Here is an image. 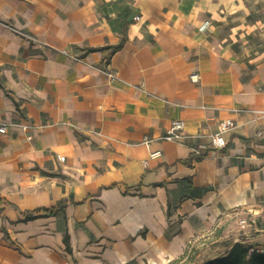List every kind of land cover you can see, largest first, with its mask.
<instances>
[{"label": "crops", "instance_id": "1", "mask_svg": "<svg viewBox=\"0 0 264 264\" xmlns=\"http://www.w3.org/2000/svg\"><path fill=\"white\" fill-rule=\"evenodd\" d=\"M255 111L264 0H0V121L33 127L0 135V264H169L197 242L201 264L264 252ZM179 119L187 134L235 126L201 159L139 144Z\"/></svg>", "mask_w": 264, "mask_h": 264}, {"label": "built area", "instance_id": "2", "mask_svg": "<svg viewBox=\"0 0 264 264\" xmlns=\"http://www.w3.org/2000/svg\"><path fill=\"white\" fill-rule=\"evenodd\" d=\"M209 25V21H206L201 27V30H204L207 26ZM8 28H10L9 26H7ZM11 31H13L15 34H19L21 35L23 38H25L26 40H28L29 42L35 43L36 44V40L35 38H33L32 36L30 37L29 35L22 33L20 31H17L13 28H10ZM98 71L103 74L106 75L108 77V79L110 81H114L117 80V75L115 73H113L112 71L108 70L107 68L103 69V68H97ZM190 80L193 82L198 81V76L197 75H193L190 77ZM136 89L145 92L144 89V84L140 83L139 85L135 86ZM255 113L257 115H259L260 117L264 118V111H255ZM72 128H74L76 131L79 130L81 131L82 129L79 126H73L70 125ZM234 122L232 120H223V122H220L217 128L216 132L210 133L209 135H202L200 133H194V134H187L184 129H185V122L183 120H175L173 121L169 127L165 130V133L156 139H152L148 136L144 137L142 139V141L139 143L141 145H144L146 147H148L153 141H159V142H173L176 144H180V143H187V145L189 146L190 152H191V156L192 158L195 159H201L204 158L210 150L216 149V150H220V149H224L227 145H226V140H225V135L228 134L229 132H231L234 128ZM48 126H42L39 129H45ZM10 128H21L23 131H28L33 129V127L31 125L28 124H23V123H19V124H15V123H9L6 121H0V135H5L8 133ZM87 134H89L90 136H96L99 137L101 139L107 140L109 139L108 137L104 136L100 131L98 130H92V131H88ZM262 134L259 133L258 137H261ZM29 140L32 139L31 136L28 137ZM129 146H136V145H129ZM162 156V152L160 151H155V152H151V154L149 155V159H156ZM60 161L63 162L64 158H60ZM143 165L146 167L147 165V161H143ZM246 222L244 220L241 221V224H245ZM257 252V253H262L264 254L263 251H260L258 249L256 250H250V252Z\"/></svg>", "mask_w": 264, "mask_h": 264}, {"label": "trees", "instance_id": "3", "mask_svg": "<svg viewBox=\"0 0 264 264\" xmlns=\"http://www.w3.org/2000/svg\"><path fill=\"white\" fill-rule=\"evenodd\" d=\"M120 45L112 49V53L119 51ZM55 210H50L48 213H54ZM252 248L243 245H235L227 252L226 255L213 258L204 264H264V254L250 252ZM170 264H174L173 262ZM197 264H201L197 262Z\"/></svg>", "mask_w": 264, "mask_h": 264}, {"label": "rangeland", "instance_id": "4", "mask_svg": "<svg viewBox=\"0 0 264 264\" xmlns=\"http://www.w3.org/2000/svg\"><path fill=\"white\" fill-rule=\"evenodd\" d=\"M248 234L251 235V234H254V232L251 229H249L248 230ZM242 236L243 235L239 236L238 238H241ZM197 245H198V242L196 243V245H194L195 248H197V251H194L193 250V251L189 252L187 255H183L182 258L173 261V263L174 264H197V262H200L201 263V260H204L205 258H208V256H209V253H208L209 249L206 248V247H204L205 249H202L201 250V248H203V247L199 246L200 244L198 246ZM243 246H246V245H243ZM257 246H258L257 244L256 245L252 244L248 248H252L253 250H256V249H258V248H256ZM212 251H215V250H213V248H212L211 252ZM170 263H172V262H169V264Z\"/></svg>", "mask_w": 264, "mask_h": 264}]
</instances>
